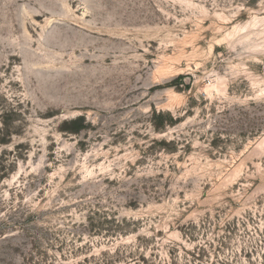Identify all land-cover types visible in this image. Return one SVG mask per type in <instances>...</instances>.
Returning <instances> with one entry per match:
<instances>
[{"label": "rangeland", "instance_id": "374dc122", "mask_svg": "<svg viewBox=\"0 0 264 264\" xmlns=\"http://www.w3.org/2000/svg\"><path fill=\"white\" fill-rule=\"evenodd\" d=\"M0 264H264V0H0Z\"/></svg>", "mask_w": 264, "mask_h": 264}, {"label": "trees", "instance_id": "16d2710c", "mask_svg": "<svg viewBox=\"0 0 264 264\" xmlns=\"http://www.w3.org/2000/svg\"><path fill=\"white\" fill-rule=\"evenodd\" d=\"M159 122L156 123L157 128L162 127L165 124L164 114L159 115ZM75 132L77 130H74Z\"/></svg>", "mask_w": 264, "mask_h": 264}]
</instances>
